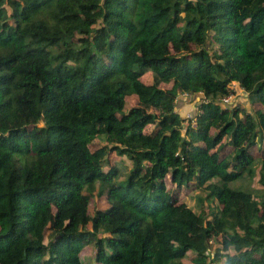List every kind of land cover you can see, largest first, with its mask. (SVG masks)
I'll use <instances>...</instances> for the list:
<instances>
[{
	"label": "trees",
	"instance_id": "trees-1",
	"mask_svg": "<svg viewBox=\"0 0 264 264\" xmlns=\"http://www.w3.org/2000/svg\"><path fill=\"white\" fill-rule=\"evenodd\" d=\"M185 260L264 264V0H0V264Z\"/></svg>",
	"mask_w": 264,
	"mask_h": 264
},
{
	"label": "rangeland",
	"instance_id": "rangeland-1",
	"mask_svg": "<svg viewBox=\"0 0 264 264\" xmlns=\"http://www.w3.org/2000/svg\"><path fill=\"white\" fill-rule=\"evenodd\" d=\"M147 76L148 73L146 72L145 74H143L141 76V80L146 83L147 82ZM163 88H167V85H162ZM234 92L233 95H230L229 99L225 102H231L233 100V97H236L238 100H241L243 98V93L238 91V89L234 88ZM199 96V95H198ZM180 97H182V95H180L179 97L176 98V100H178L177 104L175 105V108L177 109L178 112H181V114H186L191 112L189 111H183L181 108L184 105L185 108L190 107V104L194 103L193 105H196L197 100L196 98H191L188 102L185 99H181ZM125 101L127 103L128 106L133 105L135 103V98L133 96L130 97H126ZM191 109V108H190ZM37 124H39V121L36 122ZM147 128H150V126H148ZM96 146L99 144V142L95 141ZM169 188H171V192L173 193L174 198H178L180 203L185 202V205H189L195 212L196 210L198 211L199 209L203 210V212H206V204L204 202L205 198L204 196L206 195V192L203 191L202 189H192V187L188 186L186 187H175V185H171ZM106 203L104 201V199H101L100 201L97 202L96 206L97 208H102L103 206H105ZM208 205V203H207ZM91 211V207L88 208V212ZM80 257H82V260L85 259V257H89L88 259H91L92 257V249L85 247L80 251ZM185 263H187V261L185 260ZM87 264V263H86Z\"/></svg>",
	"mask_w": 264,
	"mask_h": 264
},
{
	"label": "crops",
	"instance_id": "crops-1",
	"mask_svg": "<svg viewBox=\"0 0 264 264\" xmlns=\"http://www.w3.org/2000/svg\"><path fill=\"white\" fill-rule=\"evenodd\" d=\"M232 87L233 88H235V89H238V91H240V92H242V90L241 89H239L234 83H233V85H232ZM182 95V97H180L181 99H185L187 102L189 101V97L190 96H188V95H185V94H181ZM200 96V95H199ZM130 97V96H129ZM177 102H178V100H176V98H175V100H174V102H173V104H177ZM194 103H192V104H190V107H188V108H185V106L183 105L182 106V110L183 111H191V112H189V114H193V112H196V105H193ZM253 106H255V107H260L258 104H256V103H254L253 104ZM191 108V109H190ZM185 115V114H184ZM184 115L183 114H181V117L183 118V120H184ZM148 126H150L151 127V125H146L144 128H143V132H147L150 128H147ZM227 153V151H224V150H222L221 152H220V155H221V157L223 156V155H225ZM171 189V188H170Z\"/></svg>",
	"mask_w": 264,
	"mask_h": 264
},
{
	"label": "clouds",
	"instance_id": "clouds-1",
	"mask_svg": "<svg viewBox=\"0 0 264 264\" xmlns=\"http://www.w3.org/2000/svg\"><path fill=\"white\" fill-rule=\"evenodd\" d=\"M232 85H233V83H232ZM231 85V86H232ZM233 88V87H232ZM239 88V87H238ZM234 89V88H233ZM239 89H241V88H239ZM242 90V89H241ZM235 91V90H234ZM231 95V94H230ZM233 95V94H232ZM227 97V96H226ZM202 99H203V97H201ZM229 99V98H228ZM227 101V100H226ZM226 101H222V99H221V102H223V103H225ZM199 103V102H198ZM197 103V104H198ZM199 104H201V103H199ZM196 112H198V108L196 109ZM193 114H189V113H186L185 115H184V120H183V122H185L186 120H193ZM192 124H193V121H192Z\"/></svg>",
	"mask_w": 264,
	"mask_h": 264
},
{
	"label": "built area",
	"instance_id": "built-area-1",
	"mask_svg": "<svg viewBox=\"0 0 264 264\" xmlns=\"http://www.w3.org/2000/svg\"><path fill=\"white\" fill-rule=\"evenodd\" d=\"M229 97H230V95H228L227 97L223 98L222 101L228 100Z\"/></svg>",
	"mask_w": 264,
	"mask_h": 264
}]
</instances>
